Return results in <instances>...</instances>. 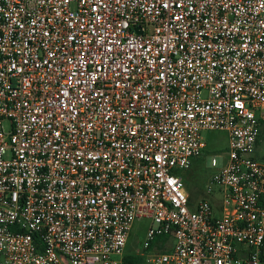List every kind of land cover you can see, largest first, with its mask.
<instances>
[{"label":"built area","instance_id":"1","mask_svg":"<svg viewBox=\"0 0 264 264\" xmlns=\"http://www.w3.org/2000/svg\"><path fill=\"white\" fill-rule=\"evenodd\" d=\"M258 120L264 0H0L3 264H125L137 219L142 264H264Z\"/></svg>","mask_w":264,"mask_h":264},{"label":"rangeland","instance_id":"2","mask_svg":"<svg viewBox=\"0 0 264 264\" xmlns=\"http://www.w3.org/2000/svg\"><path fill=\"white\" fill-rule=\"evenodd\" d=\"M264 121V120H263ZM259 138L253 153L257 162L264 161V125L259 127ZM200 139L204 144L200 157L190 161L186 171L180 172L179 176L184 185L185 192L192 197L191 201H198L205 198L204 190L210 186L212 197L219 200L217 188L211 184L213 170L210 167V160L213 159L216 167L222 165V157L227 151V136L223 131H201ZM150 227L148 219H137L132 222L128 239L125 243L123 253L126 257H134L140 250V243L145 237L146 230ZM0 264H3L0 255Z\"/></svg>","mask_w":264,"mask_h":264},{"label":"trees","instance_id":"3","mask_svg":"<svg viewBox=\"0 0 264 264\" xmlns=\"http://www.w3.org/2000/svg\"><path fill=\"white\" fill-rule=\"evenodd\" d=\"M257 123H258L259 127L264 125V121H261V120H258ZM259 135H260V132L258 133V137H257V141H256L255 145H257ZM187 194H188V204L190 205L193 202V201H191L192 197L188 192H187ZM164 240H166V239L165 238L164 239H158L157 242L160 243ZM161 248H162L161 243H160V245H157V243H154L149 247V251H161ZM124 262H125V264H142V260L138 257H125Z\"/></svg>","mask_w":264,"mask_h":264},{"label":"crops","instance_id":"4","mask_svg":"<svg viewBox=\"0 0 264 264\" xmlns=\"http://www.w3.org/2000/svg\"><path fill=\"white\" fill-rule=\"evenodd\" d=\"M193 202H195V201H193Z\"/></svg>","mask_w":264,"mask_h":264}]
</instances>
